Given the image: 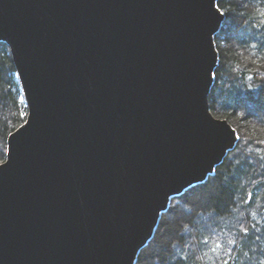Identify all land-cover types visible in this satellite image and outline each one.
<instances>
[{
	"label": "water",
	"instance_id": "95a60500",
	"mask_svg": "<svg viewBox=\"0 0 264 264\" xmlns=\"http://www.w3.org/2000/svg\"><path fill=\"white\" fill-rule=\"evenodd\" d=\"M216 0H0L27 107L0 163V264H135L239 139L210 110Z\"/></svg>",
	"mask_w": 264,
	"mask_h": 264
},
{
	"label": "trees",
	"instance_id": "16d2710c",
	"mask_svg": "<svg viewBox=\"0 0 264 264\" xmlns=\"http://www.w3.org/2000/svg\"><path fill=\"white\" fill-rule=\"evenodd\" d=\"M216 5L225 18L214 34L218 63L208 101L214 116L229 121L237 117L236 113L249 110L247 100L260 97L264 88V0H216ZM262 109L254 106L250 115L258 133L264 132ZM26 117L27 107L9 47L0 42V161L6 158L8 135ZM239 141L213 175L171 199L135 264L141 263L143 253L157 241L160 230H167L169 237L164 258L156 257L154 264L162 260L165 264L264 261V204L255 205L259 195L264 199V142L259 146L246 139L244 133ZM249 143L260 149L246 152ZM205 214L211 224L203 217Z\"/></svg>",
	"mask_w": 264,
	"mask_h": 264
},
{
	"label": "rangeland",
	"instance_id": "374dc122",
	"mask_svg": "<svg viewBox=\"0 0 264 264\" xmlns=\"http://www.w3.org/2000/svg\"><path fill=\"white\" fill-rule=\"evenodd\" d=\"M234 13V12H233ZM229 16L231 18H234L236 16L229 14ZM235 19V18H234ZM261 95H259L260 97H254L251 99H248V105H249V110H247L244 114H240V113H236L235 116H237L236 118H233L232 120H229V123L236 129L238 136L240 138V136L244 133L245 134V138H249L250 140H252L255 144H261L264 142L263 138H264V132H256L257 128H254L255 124V120L250 117V115L253 112V107L256 106L257 109L259 107V109L263 110L262 108H264V88L261 90ZM262 112V111H260ZM244 115V116H243ZM251 131V133L249 132ZM259 131V130H258ZM264 131V130H261ZM254 133L255 136H252V134ZM251 135V136H250ZM239 139L237 142V146L239 144ZM260 146V145H259ZM251 149L257 150L260 149L258 146L257 148L255 147L254 144L249 143L248 147H246V152L251 151ZM183 194V193H182ZM263 195H259L256 199L255 205L259 206V205H263ZM207 214H205L203 217L205 218ZM207 218V217H206ZM208 219V224H211V219ZM165 220H163L164 222ZM167 230L166 231H162L160 230L158 233V239L156 242H152V246L151 248H148L142 255V259H141V263L140 264H154L152 262V260H156L155 258L160 256V258L162 257V259L164 258V252H165V243H166V237L168 238L169 236L167 235ZM154 248V249H153ZM150 249V250H149ZM153 249V250H152ZM155 250V252H153ZM173 251V250H172ZM166 262H164L162 260L161 264H165Z\"/></svg>",
	"mask_w": 264,
	"mask_h": 264
},
{
	"label": "snow or ice",
	"instance_id": "6c2138e0",
	"mask_svg": "<svg viewBox=\"0 0 264 264\" xmlns=\"http://www.w3.org/2000/svg\"><path fill=\"white\" fill-rule=\"evenodd\" d=\"M217 7H219V5H217ZM0 163H3V161H0ZM230 243H231V241H230ZM224 264H227V262L225 261ZM261 264H264V261H262Z\"/></svg>",
	"mask_w": 264,
	"mask_h": 264
},
{
	"label": "bare ground",
	"instance_id": "6f19581e",
	"mask_svg": "<svg viewBox=\"0 0 264 264\" xmlns=\"http://www.w3.org/2000/svg\"><path fill=\"white\" fill-rule=\"evenodd\" d=\"M146 246V245H145ZM143 248V247H142Z\"/></svg>",
	"mask_w": 264,
	"mask_h": 264
}]
</instances>
